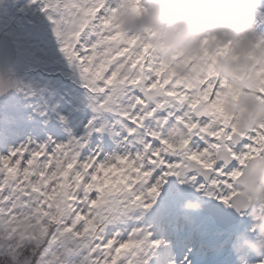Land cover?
Segmentation results:
<instances>
[{
	"label": "snow or ice",
	"instance_id": "obj_1",
	"mask_svg": "<svg viewBox=\"0 0 264 264\" xmlns=\"http://www.w3.org/2000/svg\"><path fill=\"white\" fill-rule=\"evenodd\" d=\"M116 6L117 0H107V3L78 0L73 4L66 0H47L42 10L55 25L62 50L76 63L91 88L90 100L94 107L111 108L131 121L134 127L130 130L140 131L137 139L141 140L142 147L135 152L125 149L123 154L102 160L94 156L81 160L79 150L86 133L84 138L73 137L67 143L51 139L39 144L29 142L0 156V264H65L64 245L53 248L51 242L61 240L65 232L71 237L73 233L84 236L93 230L96 239L88 248L91 264H133L134 251L128 252L123 260L118 257L122 250L134 249L142 237L139 230L127 237L119 233L104 237L112 208L118 204L127 206L149 194L154 196L162 180L152 183V174L166 164L171 166L169 172L185 176L186 182L229 205L232 176L238 174L235 168L243 163L240 155L254 151L257 137L264 136V125L253 126L244 135H238L230 124L216 118L214 108L221 88L218 79H201L195 83L176 79L165 90L164 85L169 84L171 76L165 73L161 84L162 71L153 66L152 57L151 71L143 68L133 71L146 53L132 40H121L113 34L109 20ZM99 8L103 12L97 17ZM94 17L98 23L91 22ZM133 44L137 48L132 52L123 46ZM89 49L92 55H87ZM97 52L99 64L93 65ZM125 53H128L126 59L116 60ZM113 60L110 75L102 76ZM204 81L207 86L201 89ZM182 82L184 90L175 91L176 85ZM214 86L215 99L209 101ZM161 97L187 101V111L179 124L167 128L161 120L154 128H147L145 135V121L161 106L157 102L153 108L152 104ZM197 129L204 134L203 145L191 139L190 133ZM174 135L182 137V146L173 141ZM125 161H128L126 171L135 177V182L124 176L121 179L127 180L126 183L113 179L106 188L107 172L118 167L124 172L121 165ZM190 170L195 175L186 176ZM101 173L105 175L101 177ZM201 176L202 182L198 180ZM82 178L91 181L87 183V190L99 189L100 195L78 192L77 186L83 187ZM117 193L114 198L113 194ZM57 220L62 223L53 222Z\"/></svg>",
	"mask_w": 264,
	"mask_h": 264
},
{
	"label": "rangeland",
	"instance_id": "obj_2",
	"mask_svg": "<svg viewBox=\"0 0 264 264\" xmlns=\"http://www.w3.org/2000/svg\"><path fill=\"white\" fill-rule=\"evenodd\" d=\"M68 1L70 0H66V2ZM45 3H47V0H0V32L9 34L13 41L16 42L15 45L17 44V58L20 63L17 68H14L15 62L11 71L12 78L16 79L17 77L21 82L20 87L23 88L20 92L36 93L40 96L44 94L53 96L59 93L53 101V111L42 115L44 120L43 118L33 119L28 117V114L31 113L29 109H25V114H23L18 111H8L4 107L0 108V156L7 155L16 147L26 144L27 137L25 135L38 130L43 124L47 125V130L51 137L59 135L61 140L64 139L63 133L65 131H68L67 135H65L66 140L69 136L71 137V133L78 138H84L87 133L84 144L88 145L90 141L92 145H95V148L91 150L90 147L82 145L79 150L81 160L89 156L102 160L105 157L94 152L98 150V152L102 153L106 149L113 150L115 149L113 148L115 144L122 145L124 151L125 149L134 151L135 145L140 140L137 139V137H140V131L130 130L129 120L126 117H122L117 111L111 108L97 109L94 107L90 100L92 90L86 85L76 63L72 62L69 65L66 63L65 58H62L63 63H60L54 60L52 55H48L47 51L52 53L57 50L56 45L60 37L54 30L55 25L49 19L48 13L42 10ZM101 14L102 12H99L98 16ZM95 23H98V21H95ZM123 46L128 47L130 52L129 46ZM40 48H43L45 53H39ZM92 54V50L89 49L87 55ZM127 54L116 57V60L123 61L127 58ZM98 55L99 53L97 52L92 61L93 65L99 64ZM147 55L146 53L145 57L138 61V68L146 64ZM114 63L115 60L109 63L101 75H110V70ZM31 69H33L31 73H24ZM43 77H50V80ZM54 89L56 90L53 91ZM3 102L1 101L0 104H3ZM157 102L161 103V98ZM44 103L42 102V105ZM12 105L13 103L10 102L7 108H11ZM36 134L34 133L33 136ZM22 137L23 139L20 141ZM49 139L51 138H48L47 141ZM37 143L42 142L36 139ZM8 146L12 148L7 150ZM4 151L6 152L2 154L1 152ZM111 156L116 155L112 152L106 157ZM127 164L128 161H125L121 165V167L125 168L124 172H121L119 167L107 172L109 184L105 185L106 188L111 186L113 179L126 183L127 180L121 179L124 176L135 181V177L126 171ZM166 166L168 165L166 164ZM100 175L103 177L105 173ZM153 175L156 180H159L160 176H156V171ZM81 185L83 187L77 186L78 192L87 191L90 196H98L100 194L99 189L87 190V182H81ZM178 187L182 188V185H178ZM199 192L195 191L191 194L188 190H181L179 195L173 196L169 195L168 191L164 192V190L160 189L159 185L158 191L154 196L149 194L127 206L118 204L112 208L109 220L105 224L104 237H111L117 233L127 237L134 230H139V235L142 237L134 249L122 250L118 260H123L128 256V252L134 251L133 264H154L156 260L166 254L167 246L169 259L166 264H177L183 258H187V261L190 257L195 258V253L184 247V244L181 243L183 240L176 241L168 228L176 231L182 229L177 231L176 234L181 231L191 234L195 232L193 227L196 224L199 225V229H203L205 225L209 228L208 231L202 232L201 237L209 238L211 247H215L217 251H226L230 247V243L233 242L236 233L247 228L249 219L245 216L237 225L231 226L223 232L214 223L211 225L206 224V221L210 220L206 219L205 221L198 212L185 213L181 209V204L185 199L203 196L201 193L199 195ZM118 195V193L113 194V197L115 198ZM145 205L150 206L146 207ZM165 222L168 228L163 225ZM60 223L62 221L58 220V224ZM185 226H187L186 230L184 229ZM229 233H232V236L228 240V245H216L225 241ZM182 235L183 233H181ZM94 239H96L94 230L84 236H76L73 233L71 237L65 232L64 237L59 241H52L51 246L55 248L60 244L64 245L66 249L65 264H82V262L91 264V261L88 260V248L89 243ZM184 243L190 244L188 240ZM252 257L256 261L260 260L259 257ZM166 259L167 256H164L162 264H165ZM190 262L192 261L189 259ZM239 264H247V262L241 261Z\"/></svg>",
	"mask_w": 264,
	"mask_h": 264
},
{
	"label": "clouds",
	"instance_id": "obj_3",
	"mask_svg": "<svg viewBox=\"0 0 264 264\" xmlns=\"http://www.w3.org/2000/svg\"><path fill=\"white\" fill-rule=\"evenodd\" d=\"M109 23L118 39L132 40L150 54L160 71L186 83L218 79L215 116L238 135L264 125V0H117ZM172 139L182 146V137ZM240 159L228 206L246 215L249 225L236 233L232 250L238 260L259 264L264 261V136ZM201 194L210 196L206 190ZM203 206L195 197L185 199L181 209L199 212ZM249 256L260 260L248 261Z\"/></svg>",
	"mask_w": 264,
	"mask_h": 264
},
{
	"label": "water",
	"instance_id": "obj_4",
	"mask_svg": "<svg viewBox=\"0 0 264 264\" xmlns=\"http://www.w3.org/2000/svg\"><path fill=\"white\" fill-rule=\"evenodd\" d=\"M16 57L15 46L6 34H0V97H6L13 89L14 83L8 78L9 65ZM237 212L232 207L218 206L215 216L222 225L227 226L237 219Z\"/></svg>",
	"mask_w": 264,
	"mask_h": 264
},
{
	"label": "bare ground",
	"instance_id": "obj_5",
	"mask_svg": "<svg viewBox=\"0 0 264 264\" xmlns=\"http://www.w3.org/2000/svg\"><path fill=\"white\" fill-rule=\"evenodd\" d=\"M19 63H20V61L17 58L16 63L14 64V68H17ZM223 254H224V258H227L228 256H232V257H234V261L235 262H237V260H238L236 254L234 252L233 253H229V254H227L226 252H223ZM251 257L252 256H249L248 258H251Z\"/></svg>",
	"mask_w": 264,
	"mask_h": 264
},
{
	"label": "trees",
	"instance_id": "obj_6",
	"mask_svg": "<svg viewBox=\"0 0 264 264\" xmlns=\"http://www.w3.org/2000/svg\"><path fill=\"white\" fill-rule=\"evenodd\" d=\"M33 71V69H31V70H28V71H26V72H24V73H27V74H29V73H31Z\"/></svg>",
	"mask_w": 264,
	"mask_h": 264
}]
</instances>
